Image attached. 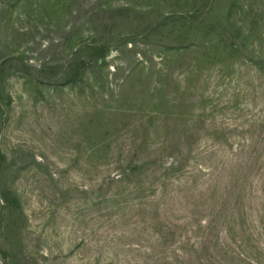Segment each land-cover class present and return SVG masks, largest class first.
Segmentation results:
<instances>
[{
	"label": "rangeland",
	"instance_id": "obj_1",
	"mask_svg": "<svg viewBox=\"0 0 264 264\" xmlns=\"http://www.w3.org/2000/svg\"><path fill=\"white\" fill-rule=\"evenodd\" d=\"M3 2L0 63L6 64V93L12 102L0 124V151L9 163L27 168L9 181L22 196L26 220L6 229L0 209V264H171L166 258H173L172 264H224L230 228L236 234L244 226L259 230L264 213L260 66H252L247 55H220L221 62L212 65L206 57L187 53L169 55L166 73L160 74V55L153 52L154 63L147 64L140 45L138 55L126 48L110 54V68L102 75L109 85H97L93 95L89 88L80 92L64 83L58 89L38 87L53 76L40 73L41 65L66 64L72 29L89 35L87 11L100 2L126 1L79 0L73 16L68 0H21L12 11ZM243 2L254 11L264 10V0ZM260 42L255 37L249 43L257 57L264 54ZM141 61L157 73L152 90L159 83L168 100L148 133L137 130L147 120L135 111L144 106L142 100L132 97L133 87L145 89L139 79L146 75L133 70L127 102L112 96L125 81L126 68ZM144 109L151 112L147 105ZM135 136L140 142L146 138L147 145L133 150ZM175 137L185 146L194 144L185 172L158 183L149 179L150 173L145 188L130 186L111 198L102 184L116 174L119 159L167 155ZM105 138L111 142L108 151ZM32 157L43 162L41 168ZM6 168L7 174L15 170ZM171 226L176 236L165 244L161 235ZM259 242L264 243V235ZM175 250L183 251L179 261Z\"/></svg>",
	"mask_w": 264,
	"mask_h": 264
},
{
	"label": "trees",
	"instance_id": "obj_2",
	"mask_svg": "<svg viewBox=\"0 0 264 264\" xmlns=\"http://www.w3.org/2000/svg\"><path fill=\"white\" fill-rule=\"evenodd\" d=\"M2 1H4L3 6L10 11L22 3L21 0ZM125 1L126 4L118 5L100 2L94 5L93 9L87 11L86 24L89 26V35L85 37L81 28L74 27L69 35V53L66 64L45 63L41 65L38 68L40 73L53 76L37 86L47 85L58 89L64 83L72 90L80 92L89 88L93 95L97 85L102 86L103 89L109 85L108 78H102V75L104 70L110 68L108 62L110 54L114 51L123 53L126 48L128 52L138 55L140 45L145 46L141 53L147 64L148 62L154 63L151 58L153 52L160 55L158 56L160 62L162 61L160 63L162 66L159 67L160 74L166 73V64L170 62L169 55L180 54L183 56L187 53L200 55L204 59L206 57L212 65L221 62L220 55H232L234 58L247 55L248 62L252 66H260V69L264 70V66L260 65L261 62H264V54L257 57L256 52H250L252 45L249 44H252L253 38L257 37L258 41H261V47L264 46V10L254 11L252 6L249 9L243 0ZM78 3L79 0H68L66 3V8L72 16L76 13L75 7ZM97 26H99V30H97ZM90 27L96 28L91 30ZM129 45L132 46L129 48ZM244 53H248L250 56ZM22 64L24 65V62ZM138 64L126 68V79L118 88V92L114 91L112 96L113 99L117 97L119 103L127 102L129 95L126 86L133 74L140 71L146 75L145 78L139 79L145 89L140 90L138 87H133L132 97L137 96V100L141 99L144 106L147 105L151 108L149 113L145 112L144 106H139L135 110L147 120V122L142 121L138 124L137 130L148 133L149 127L162 116L168 100L164 97V90L159 83H156L153 90L151 88L152 77H155L157 73L151 72L143 61ZM158 65V63L154 64V68L156 69ZM6 73V64L0 63V124L2 125L6 121V115L9 112L7 109L12 102L11 96L6 93ZM139 76L142 77V74ZM147 83H149V88ZM141 127L143 129L140 131L138 128ZM137 130H134L136 135H138ZM132 143L133 150L142 149L147 145L146 138L140 142L137 136L134 137ZM184 143L181 137H175L169 145L170 152L167 155L141 158L138 154H133L119 159L116 174L107 177L102 186L107 187L109 193L112 194L111 198H119L130 186L136 189L145 188L144 184L148 182L144 179L150 173H154L149 178L153 182L155 180L157 183L162 180H170L185 172L186 167L192 161L194 144L185 146ZM91 147L92 150L94 146ZM110 148L111 142L105 138L103 149L108 151ZM32 159V162L41 168L43 162L34 157ZM6 167L15 168V170L7 174L8 168ZM26 168V166H18L16 162L9 163L7 156L0 151L1 222L9 230L16 228L18 223L26 220L22 196L15 186H12L11 180L12 175L15 179L22 169ZM9 181L12 183L9 184ZM187 186L190 184L188 183ZM155 189L153 185L149 188L151 193H154ZM184 219L187 220V217L185 216ZM260 224L261 227L258 231H252L248 226H244L242 232L237 234L233 227L230 228V240L226 245L228 251L224 253V264H264V243L259 242V238L261 241V236L264 235V213L261 216ZM175 236L176 231L171 226L167 234L161 235V242L169 244L171 238ZM193 246L196 245L193 244ZM182 252L181 250L173 251L178 261L182 258L180 256ZM172 259L166 258L165 261L171 260L172 264Z\"/></svg>",
	"mask_w": 264,
	"mask_h": 264
}]
</instances>
